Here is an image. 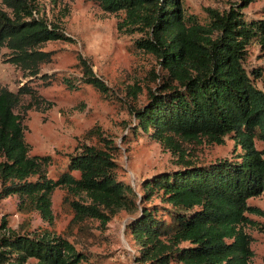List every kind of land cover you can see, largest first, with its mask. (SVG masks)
<instances>
[{
	"label": "trees",
	"instance_id": "1",
	"mask_svg": "<svg viewBox=\"0 0 264 264\" xmlns=\"http://www.w3.org/2000/svg\"><path fill=\"white\" fill-rule=\"evenodd\" d=\"M37 1L0 0V54L8 49L9 62L27 77H37L51 63L52 52L42 50L48 42L71 41L58 26L35 17ZM90 1L105 12L123 13L119 31L142 34L136 47L156 58L160 82L134 111L136 131L170 151L180 169L144 180L138 193L118 179L114 144L96 132L103 148L78 147L49 178L54 159L30 155L24 117L16 113L22 97L37 99L36 94L27 87L17 93L0 87L1 197L17 196L20 211L39 212L53 226V195L66 189L64 202L73 213L68 231L92 220L106 227L125 212L139 248L137 264H254L246 230L257 226L249 215L264 217L249 204L264 193V151L256 147V141L264 144V72L247 70L246 62L253 41L264 50V19L245 20L239 4L225 12L208 9L209 21L201 23L179 0ZM80 64L82 82L108 94L82 57ZM67 80L69 89H77ZM131 89L138 99L142 90ZM205 139L212 145L231 139L241 153L238 159L197 165L181 144ZM6 229L0 230V264H87L93 256L68 239H82L81 233L6 235Z\"/></svg>",
	"mask_w": 264,
	"mask_h": 264
},
{
	"label": "rangeland",
	"instance_id": "2",
	"mask_svg": "<svg viewBox=\"0 0 264 264\" xmlns=\"http://www.w3.org/2000/svg\"><path fill=\"white\" fill-rule=\"evenodd\" d=\"M179 1L185 11L196 16L201 23L209 21L208 9L225 12L236 4L241 6L245 20L264 19V0L247 5L240 0ZM35 17L58 26L71 41H52L43 47V51L52 52V61L41 66L37 77H27L24 71L10 63V51L3 48L0 87L14 93L27 87L36 94L37 99L22 97L16 113L24 117L30 155L54 159L48 169L49 178L57 176L58 170L67 165L68 156L76 153L78 147L103 148L105 142H100L96 132L114 144L112 152L118 164V179L131 184L138 193L142 192L144 180L180 169L175 163L177 158L170 151L151 136L136 131L138 121L134 111L147 103L149 90L157 88L161 70L154 56L136 47L142 34L119 31L118 23L124 19V14L105 12L90 0H38ZM247 50V70L264 72V50L258 42L253 41ZM80 57L108 86V94L103 95L82 82L84 74ZM67 79L77 89H69L65 83ZM257 85L261 88L260 83ZM134 87L142 90L138 99L129 94ZM181 146L197 165L238 159L241 153L240 149L235 150L231 139H227L224 145H212L205 139L182 143ZM256 147L264 151L262 142L256 141ZM2 188L0 181V230L7 225L4 234L14 232L35 236L48 231L66 237L70 232L81 233L82 239L71 236L68 239L78 251L93 255L87 264H137L139 248L127 229L132 219L127 213H120L106 227L92 220L81 229L68 231L73 213L64 202L66 189L59 188L53 195L54 225L50 226L39 212L20 211L17 196L2 198ZM249 204L264 212V193L250 199ZM249 218L257 223L256 227L246 230L252 238L253 262L264 264V217L249 215Z\"/></svg>",
	"mask_w": 264,
	"mask_h": 264
}]
</instances>
